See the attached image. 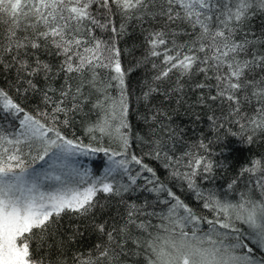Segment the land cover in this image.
<instances>
[{"label":"snow or ice","instance_id":"6c2138e0","mask_svg":"<svg viewBox=\"0 0 264 264\" xmlns=\"http://www.w3.org/2000/svg\"><path fill=\"white\" fill-rule=\"evenodd\" d=\"M257 14H264V0H0V25L7 26L0 38V69L14 67L16 94L39 93L45 105L28 111L0 88V264H45L36 252L47 245L62 216L88 218L101 196L123 198L141 187L155 195L164 206L161 211L149 213L148 202H125L124 223L111 229L105 222L92 223L103 239L87 257L74 254L72 264H120L129 241L136 248L130 254L143 255L145 264H264L253 257L254 251H264V176L256 180L259 200L242 193L236 203L224 201L197 184L202 172L212 171L210 160L191 150L177 157L167 140L136 137L149 145L146 155L164 159L170 177L185 182L211 218L200 216L177 196L143 156L130 151L126 76L131 67L123 66L125 50L118 47L130 25L142 26L144 51L135 66L150 64L155 70L145 82L144 100L173 76L176 87L171 91L178 93L184 88L182 80L202 74L203 82L194 87L208 92L197 103H227L228 117H238L241 128V121L253 130L264 128V75H253L256 69L264 72V48L257 47L264 45V38L244 30ZM146 22L159 27L144 28ZM41 49L62 57L56 69L32 51ZM56 77L63 79L59 87ZM250 99L257 104L254 114L242 115L241 101ZM89 103L98 118L84 126V133L95 145L64 131ZM161 117L167 119V113L157 109L150 118L160 125L156 131L164 129L175 140L171 125ZM105 138L117 147L104 146ZM197 147L207 150L208 145L200 142ZM97 154L105 158L98 172L69 164L77 155ZM252 164L243 172L262 171L259 160ZM149 215L160 221L156 227L165 235L149 231L151 222L141 219ZM202 223L208 226L206 232ZM238 223L247 226L246 234ZM131 228L146 235L133 237ZM78 234L74 229L68 242ZM64 248L65 241H60L61 256ZM56 264L68 261L58 259Z\"/></svg>","mask_w":264,"mask_h":264},{"label":"trees","instance_id":"16d2710c","mask_svg":"<svg viewBox=\"0 0 264 264\" xmlns=\"http://www.w3.org/2000/svg\"><path fill=\"white\" fill-rule=\"evenodd\" d=\"M150 26L159 27L155 22L151 25L146 22L143 25L144 28ZM6 30V25H0V38L6 34ZM244 30L255 37L264 38V14L254 15L245 25ZM101 35L107 36L106 33ZM143 37L142 26L132 24L128 27L127 32L118 39V47L125 50L121 57L122 64L125 67H131V71L126 76L129 105L127 121L130 126L129 131L132 134L130 151L138 156H143V162L155 170L159 179L202 217L211 218L209 211L202 207V201L197 199L194 193L187 188L185 182L170 177V169L164 167L165 161L163 158L154 159L152 156L146 155L150 151L149 145L140 139H136V137H142L146 141L157 138L167 140L174 147L173 155L177 157L181 156L184 151L191 150L210 160L213 164L212 171L210 173L202 172L197 178V184L205 194L213 193L224 201L236 203L240 200L242 193H252L259 200L256 180L264 176V128L253 130L251 126L247 125L246 121H241L245 124V127L241 128L235 122L238 117H228L229 105L227 103L208 101L207 106L197 103L198 97L208 92V89L199 90L194 87L197 82H203L204 77L202 74L195 76L193 79L185 78L182 80L181 83L184 84V88L178 93L171 91L176 87L175 76H173L159 85V92L153 94L148 100H144L143 93L147 91L145 82L151 81L155 75V70L151 68L150 64L143 67L135 66V61L143 55ZM183 39H186V37H181V40ZM257 47L264 48V45H257ZM32 51L41 60L52 65L54 69L62 61V57L52 49ZM253 75L259 79L261 75H264V72L256 69ZM38 83L41 88L46 86L43 79H40ZM62 83V77L55 78V86L59 87ZM18 84L17 72L14 67L9 70L0 69V88L7 90L28 111L37 108L44 109L45 105L39 93L30 91L25 93L21 90L20 94L17 95L16 87ZM165 91L168 92V95L164 94ZM112 94L115 95L116 92L113 91ZM241 104L242 115L252 116L254 114V109L257 107L255 100L250 99L248 102L242 100ZM157 109L167 113V119L164 117L160 119L164 121L166 126L171 125V129L175 133V140H171L164 129L156 131L160 128V125H154L150 118ZM210 115H215L217 118L215 122L209 121L208 117ZM97 118L96 111L91 108L89 103L85 105L83 112L75 115L71 127L64 129V131L69 137L74 133L76 138L83 140L85 144L92 143L95 145L96 142L90 141L85 135L84 126L89 122L96 121ZM200 142L208 145L207 150L197 147ZM103 144L113 148L117 147L114 142H110L107 138H105ZM186 159L182 162H186ZM75 160L78 165L71 162L72 166L77 168H87L88 166L98 172L103 168L105 158L103 154L92 157L82 156L81 158L77 155ZM254 160L260 161L262 171L255 174L243 172V169L253 166L252 162ZM181 170L184 171L185 169L182 168ZM232 181H235V184L232 189H229L227 185ZM125 202H135L138 205L148 202L150 206L147 211L149 213L153 211L160 212L164 207L155 201L153 193L143 190V187L130 193H124L123 198L111 197L105 199L101 196L97 208L93 210L90 217L62 216L58 224L54 226L53 234L47 238V245L39 248L36 256L43 258L45 264H56L58 259L67 260L68 264H72L71 257L74 254H82L87 257L103 239L92 228V223L105 222L109 229L119 227L124 223ZM141 219L151 222L153 227L149 231L154 235L157 232L160 235H165L156 227L160 224V221L155 216L149 215L141 217ZM237 226L241 232L246 234V225L238 223ZM77 228L79 234L73 241L68 242V237ZM207 230L208 226L202 223L201 231L206 232ZM130 231L133 237L146 235L135 228H131ZM60 241H65L63 250L65 254L63 256L60 255L57 249V244ZM134 251H136L135 245L129 241L124 249V254L120 256V264H145L143 255L130 254ZM253 257L257 260H264V251H254Z\"/></svg>","mask_w":264,"mask_h":264},{"label":"rangeland","instance_id":"374dc122","mask_svg":"<svg viewBox=\"0 0 264 264\" xmlns=\"http://www.w3.org/2000/svg\"><path fill=\"white\" fill-rule=\"evenodd\" d=\"M78 156H79V155H78ZM79 157L81 158L82 156H79ZM71 162H74L76 165H78L77 161L75 160V157H72V158L70 159V161H69L70 166H72V165H71ZM87 168H90V167L87 166ZM69 170H70V169H69ZM50 184H51V182H50Z\"/></svg>","mask_w":264,"mask_h":264}]
</instances>
